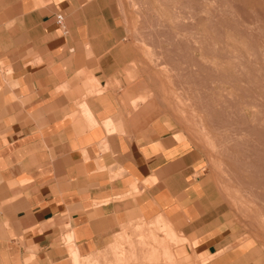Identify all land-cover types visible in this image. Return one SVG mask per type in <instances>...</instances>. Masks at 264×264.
Returning a JSON list of instances; mask_svg holds the SVG:
<instances>
[{"label": "crops", "instance_id": "obj_1", "mask_svg": "<svg viewBox=\"0 0 264 264\" xmlns=\"http://www.w3.org/2000/svg\"><path fill=\"white\" fill-rule=\"evenodd\" d=\"M132 60L117 0H0V264H81L131 220L201 264H264L232 246L199 149L132 111Z\"/></svg>", "mask_w": 264, "mask_h": 264}, {"label": "rangeland", "instance_id": "obj_2", "mask_svg": "<svg viewBox=\"0 0 264 264\" xmlns=\"http://www.w3.org/2000/svg\"><path fill=\"white\" fill-rule=\"evenodd\" d=\"M117 6L133 55L132 111L164 118L199 149L207 193L232 246L248 244L264 258V0H117ZM166 225L122 224L105 250L81 264H201Z\"/></svg>", "mask_w": 264, "mask_h": 264}, {"label": "bare ground", "instance_id": "obj_3", "mask_svg": "<svg viewBox=\"0 0 264 264\" xmlns=\"http://www.w3.org/2000/svg\"><path fill=\"white\" fill-rule=\"evenodd\" d=\"M130 96H131V95H130ZM143 98H144V97H143ZM132 102H133V101H132ZM156 106H157V105H156ZM170 107H171V106H170ZM189 114H190V113H189ZM144 116H145V115H144ZM143 118H144V117H143ZM178 121H179V120H178ZM181 123H182V122H181ZM191 127H192V126H191ZM197 128H198V127H197ZM189 129H190V128H189ZM199 130H200V129H199ZM201 132H202V131H201ZM197 133H198V132H197ZM195 134H196V133H195ZM196 135H197V134H196ZM205 138H208V137L205 136ZM207 140H208V139H207ZM202 141H203V140H202ZM204 141H205V140H204ZM200 142H201V141H200ZM205 145H206V144H205ZM209 148H210V146H209ZM162 224H163V223H162ZM168 225H169V224H168ZM160 230H163V228L160 229ZM163 231H164V230H163ZM163 231H162V232H163ZM163 233H164V232H163ZM176 234H177V233H176ZM161 235H162V234H161ZM161 235H158V236H161ZM164 235H165V234H164ZM169 235L174 236V237L176 236L175 233H173V231H172V232L169 231ZM162 236H163V235H162ZM165 236H166V235H165ZM125 237H128V236H125ZM125 237H124V238H125ZM166 237H167V236H166ZM178 237H179V236H178ZM168 240H169V238H168ZM166 241H167V240H166ZM173 241H174V240H173ZM175 241H176V240H175ZM163 242H164V241H163ZM162 245H163V244H162ZM165 245H166V244H165ZM142 246H143V245H142ZM166 246H167V245H166ZM142 248H143V247H142ZM167 248H168V247H167ZM144 250H145V249H144ZM170 251H171V250H170ZM172 251H173V250H172ZM172 251H171V252H172ZM167 252H168V251H167ZM172 254H173V252H172ZM136 255H137V254H136ZM173 255H174V254H173ZM138 257H140V256H138ZM166 257H167V256H166ZM173 257H174V256H173ZM173 257H172V258H173ZM72 258H73V262H74L75 264H80V261H81V260L78 258V256L73 255ZM134 258H135V257H134ZM174 258H175V257H174ZM120 259H121V258H120ZM168 259H169V258H168ZM82 260H83V259H82ZM91 260H92V259H91ZM173 260H174V259H173ZM96 261H97V260H96ZM174 262H175V261H174ZM169 264H171V263H169Z\"/></svg>", "mask_w": 264, "mask_h": 264}, {"label": "built area", "instance_id": "obj_4", "mask_svg": "<svg viewBox=\"0 0 264 264\" xmlns=\"http://www.w3.org/2000/svg\"><path fill=\"white\" fill-rule=\"evenodd\" d=\"M56 22L60 27H62L63 31L66 32V29L64 26V17L61 14L57 15Z\"/></svg>", "mask_w": 264, "mask_h": 264}]
</instances>
